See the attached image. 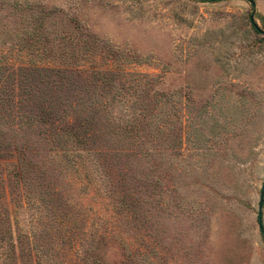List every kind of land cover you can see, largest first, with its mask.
<instances>
[{"label": "rangeland", "instance_id": "rangeland-1", "mask_svg": "<svg viewBox=\"0 0 264 264\" xmlns=\"http://www.w3.org/2000/svg\"><path fill=\"white\" fill-rule=\"evenodd\" d=\"M251 1L0 0V264H264Z\"/></svg>", "mask_w": 264, "mask_h": 264}, {"label": "trees", "instance_id": "trees-1", "mask_svg": "<svg viewBox=\"0 0 264 264\" xmlns=\"http://www.w3.org/2000/svg\"><path fill=\"white\" fill-rule=\"evenodd\" d=\"M193 1H196V2H200V3H214V2H217V1H220V0H193ZM13 8H14V5L12 6ZM251 21V24H252V28H253V30L256 32V33H263L264 34V32H262V31H260L259 29H258V27L256 26V24L252 21V20H250ZM61 40H64V39H61ZM45 120V118L44 117H41L40 118V121L41 122H43ZM133 128H134V126L133 125H131L130 126V133L131 132H137V131H135V130H133ZM74 133H73V135H74V137H77L78 135H80V133H79V131L77 130V127H76V130H74L73 131ZM132 134V133H131ZM9 173H14L13 172V170H10V171H8ZM264 192V188H263V190H262V193ZM259 232H260V235H261V237H262V239H263V241H264V229H263V226H262V223H261V220H259Z\"/></svg>", "mask_w": 264, "mask_h": 264}, {"label": "water", "instance_id": "water-1", "mask_svg": "<svg viewBox=\"0 0 264 264\" xmlns=\"http://www.w3.org/2000/svg\"><path fill=\"white\" fill-rule=\"evenodd\" d=\"M252 6H253V3L251 0H247ZM264 188V182L262 184V187H261V194H260V199H259V210L261 209V206H262V203H263V194H262V190Z\"/></svg>", "mask_w": 264, "mask_h": 264}]
</instances>
